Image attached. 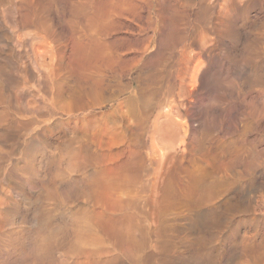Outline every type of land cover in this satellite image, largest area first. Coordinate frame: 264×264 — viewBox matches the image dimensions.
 <instances>
[{"label":"rangeland","instance_id":"obj_1","mask_svg":"<svg viewBox=\"0 0 264 264\" xmlns=\"http://www.w3.org/2000/svg\"><path fill=\"white\" fill-rule=\"evenodd\" d=\"M0 264H264V0H0Z\"/></svg>","mask_w":264,"mask_h":264},{"label":"bare ground","instance_id":"obj_2","mask_svg":"<svg viewBox=\"0 0 264 264\" xmlns=\"http://www.w3.org/2000/svg\"><path fill=\"white\" fill-rule=\"evenodd\" d=\"M162 80H164V77H163V79ZM130 86V85H129ZM171 92H173V88L172 87H170V86H168V88H167V91L165 92V96H168V95H170L171 94ZM163 105V99H156V101L153 103V106H154V108L155 109H159L161 106ZM153 106H151V107H153ZM149 113V112H148ZM148 115H150V114H148ZM139 116L140 115H138V117L137 118H139ZM143 116V115H142ZM147 116V115H146ZM158 116H160V113H158L157 114V117ZM144 117V119H142ZM142 118H140V120L138 119V121H136L137 120V118H135L136 120V122L137 123H135L136 125V129L135 130H137V132H138V136H140V137H142L143 135H144V133L146 132V133H148V132H150L149 134H150V147L152 148V149H155L156 148V146H157V139H156V125L154 126V127H152V128H150L149 126H147L148 124H146V119H145V116H143ZM148 117V116H147ZM150 117V116H149ZM157 117L155 118V123H156V120H157ZM168 119H169V121L171 120V118H170V116L168 115ZM148 120V119H147ZM149 122H151V121H149ZM151 123H153V122H151ZM134 126V127H135ZM151 126H153V124L151 125ZM135 132V131H134ZM146 135V134H145ZM176 134H174L173 136H175ZM134 176V180L135 181H137L138 180V176L137 175H133ZM132 176V177H133ZM176 209V208H175Z\"/></svg>","mask_w":264,"mask_h":264}]
</instances>
